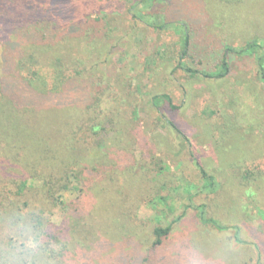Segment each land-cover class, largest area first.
<instances>
[{
  "label": "rangeland",
  "instance_id": "obj_1",
  "mask_svg": "<svg viewBox=\"0 0 264 264\" xmlns=\"http://www.w3.org/2000/svg\"><path fill=\"white\" fill-rule=\"evenodd\" d=\"M12 1L52 19L55 6L69 5L71 16L58 20L60 36L80 17L96 27L106 41L88 73L97 98L84 102L87 84H70L48 102L69 107L54 123L61 138L71 137L72 123L98 101L106 131L83 152L80 176L55 201L26 190L43 186L30 180V206L0 212V222L18 231L0 244V260L8 244L18 257L12 245L23 225L44 238L37 264L49 256L62 264H264V0H0L4 123L11 106L2 91L18 79L21 54L40 45L6 25ZM185 33L191 48L178 68ZM225 61L228 75L211 78L224 72ZM162 95L172 103L156 107L154 97ZM7 165L0 157V172ZM199 165L214 177V189L206 188ZM67 224L76 232L63 233ZM168 226L170 235L156 246L155 229Z\"/></svg>",
  "mask_w": 264,
  "mask_h": 264
},
{
  "label": "trees",
  "instance_id": "obj_2",
  "mask_svg": "<svg viewBox=\"0 0 264 264\" xmlns=\"http://www.w3.org/2000/svg\"><path fill=\"white\" fill-rule=\"evenodd\" d=\"M6 10L12 13V18L6 22V25L13 30L20 28L23 35L38 40L40 44L21 54L16 68L19 71L18 79L15 77L13 86L2 91L4 96L1 98L11 107L10 114L5 115L7 122H0L3 127L0 129V157L5 158L8 164L3 168V172H0V212L10 215L23 209L24 201L28 202L26 206H30L32 198L26 195L28 193L26 190H34L36 194L50 201H55L58 194L68 190L72 185V177L80 176L78 166H81L80 159L83 152L89 149V145L92 146L91 142L94 140L96 142L101 130L106 131L103 119L95 111V107L100 106L98 101L96 104L92 102L90 106L88 105L89 115L87 117H79L72 123L75 125V128L70 130L71 133L73 132L72 136L65 135L61 138L64 133L62 127L54 123L64 118L69 107L51 108L48 102L54 96L63 94V87L70 84L82 86L87 84L85 93L88 97H84V102H90L91 99L94 101L97 98L95 79L88 73L91 72V68L92 70L96 68L106 41L95 36L96 27H90L89 23L81 17L67 30L65 35L60 36L62 21L58 20H65L66 17L71 16L69 14L71 8L69 9L67 4L61 7L55 6L54 10L57 11L54 19L51 15L42 14L38 9L26 3L21 5H16L14 1L6 3ZM107 28L109 33L113 32L111 24L108 23ZM185 35L178 68H182V60L190 53L192 36L186 33ZM257 44L253 42L248 46L253 49L258 46ZM89 52L93 53L88 55ZM222 68L224 72L211 78L226 77L229 73L227 61L223 63ZM261 68L264 78V65ZM189 70L192 72V69ZM162 102L172 103L168 95L154 97L153 103L156 107H159ZM92 109L94 111L90 113ZM109 124L113 126L112 121H109ZM170 126L177 138L187 143L186 135L174 123H170ZM63 138H67L69 143ZM77 144H80V147L74 146ZM70 146L73 148L69 149ZM67 149L70 155L65 154ZM199 168L202 180L207 182L206 188L214 189V177L201 165ZM84 169L87 170V167ZM30 180L32 182L39 180L43 186L26 189L27 185L24 183ZM203 221L220 229L218 223L212 219L205 218ZM16 231L17 228L9 223L0 222V244L10 239V236L18 232ZM171 231L172 228L169 226L165 229L156 228L155 245L159 246ZM71 232H76V227L67 224L63 228V233ZM8 249L10 251L7 255L6 252L1 253L6 257L4 264H22L18 257H14L9 244ZM48 261L43 260L42 264H62L54 261L53 256H49Z\"/></svg>",
  "mask_w": 264,
  "mask_h": 264
},
{
  "label": "clouds",
  "instance_id": "obj_3",
  "mask_svg": "<svg viewBox=\"0 0 264 264\" xmlns=\"http://www.w3.org/2000/svg\"><path fill=\"white\" fill-rule=\"evenodd\" d=\"M20 227L22 231L16 237L12 247L23 264H37V258L44 247V238L38 232L31 229H23V225ZM0 264H4V261L0 260Z\"/></svg>",
  "mask_w": 264,
  "mask_h": 264
}]
</instances>
